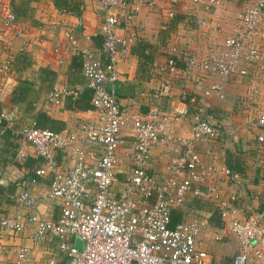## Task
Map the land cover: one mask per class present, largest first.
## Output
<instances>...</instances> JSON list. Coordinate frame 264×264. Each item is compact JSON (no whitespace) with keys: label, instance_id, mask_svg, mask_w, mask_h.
<instances>
[{"label":"built area","instance_id":"1","mask_svg":"<svg viewBox=\"0 0 264 264\" xmlns=\"http://www.w3.org/2000/svg\"><path fill=\"white\" fill-rule=\"evenodd\" d=\"M155 1L95 0L101 19L100 47L82 46L79 36L66 30L61 44L53 49L58 63L68 56L79 57L81 74L90 90V104L97 111L95 121L78 126L79 135L37 127L33 122L18 124L0 111V138L7 136L17 141L13 159L23 160L29 147L41 160L34 170L35 177L29 181L49 176L46 189L37 195L23 188L7 196L16 212L0 216V231L18 236L28 229V238L34 243L54 240L55 249L46 264H264V202L255 212L236 218L231 206L234 198H222L215 187L206 184L211 172L230 176L225 165L204 164L196 152L200 142L216 137L211 108L196 104L190 138H175L177 152L167 163L168 172L156 178L147 172V162L151 146L171 139L162 125L166 115L159 116L156 106L144 114L133 115L117 101L113 89L117 78L114 63L118 56L127 54L133 42L130 35L118 33L119 14L129 21L132 10L152 6ZM222 1L189 0V3L195 14L215 10ZM178 2L167 0L165 24L175 16ZM235 19L231 34L224 36L218 50L190 52L180 59L182 67L177 65L178 57L171 56L163 64L152 62L151 66L156 73L167 72L175 79L199 72L227 80L234 74L246 73L241 64H254L262 73L264 0H253L236 12ZM195 23L199 27L205 25L203 19H196ZM23 29L12 10L0 4V103L10 95L14 85V54L4 37L18 35ZM166 91L167 86L161 85L155 92ZM69 93L64 87L52 86L46 100L58 103L60 97ZM202 93L223 97L222 86L217 82L208 84ZM258 94L255 87L251 88L249 100L258 109L255 123L264 132V105L257 102ZM180 99H185L184 92ZM188 99L194 102L192 97ZM127 124L132 137L130 164L124 181L116 186V149L122 142L120 131ZM255 138L257 143L263 142V133ZM58 152H68L71 163L60 164ZM189 193L214 202L222 221L219 235L235 237L236 256L212 263L196 238L201 222L194 218L168 227L170 211L179 208ZM51 201L57 202L59 208L54 219L37 211L39 204ZM74 236L79 237L80 248L73 245ZM0 264H30L28 248L22 246L13 255L0 257Z\"/></svg>","mask_w":264,"mask_h":264},{"label":"crops","instance_id":"2","mask_svg":"<svg viewBox=\"0 0 264 264\" xmlns=\"http://www.w3.org/2000/svg\"><path fill=\"white\" fill-rule=\"evenodd\" d=\"M76 1L79 2V15L57 8L52 0H0V4L13 11L17 23L24 28L18 35L4 37L14 54V85L11 95L0 103V111H5L15 123L33 122L37 127L79 135L80 124L96 120L97 111L90 104V90L81 74L79 57L68 56L58 63L53 52L61 44L66 30L77 34L82 46L97 48L100 45L101 19L97 3L95 0ZM252 1L223 0L215 10L194 14L189 0H179L175 16L168 24H165L167 0H156L152 6H139L132 10L129 21L119 14L117 31L130 35L133 42L127 54L118 56L114 63L117 78L113 89L118 103L133 115L144 114L152 106L157 107L159 116L166 115L162 125L171 139L151 146L147 162V172L156 178L168 172L167 163L177 152L175 138H190L196 104H207L211 108V123L216 129V137L200 142L196 152L204 164L225 165L229 169V177L217 171L209 173L206 184L215 187L222 198H234L231 206L235 209L236 218L255 212L264 202V140L257 143L255 138L257 134L263 133L264 136V132L255 123L258 109L249 100L250 90L255 87L259 92L257 102L264 105V71L259 73L254 64H241L246 73L234 74L227 80L199 72L175 79L167 72L156 73L151 63L163 64L171 56L178 57L177 62L182 67L184 63L180 59L190 52L218 50L224 36L231 34L236 12ZM196 19H203L205 25L197 26ZM261 45L264 48V41ZM213 82L222 86L221 99L202 93ZM161 85L167 86V91L157 94L155 91ZM52 86L64 87L70 93L60 97L58 103H50L46 94ZM182 92L185 93L184 100L180 99ZM190 97L194 102L189 101ZM120 137L122 142L117 146L114 166L116 186L124 181L130 164L129 143L132 137L129 124L123 126ZM16 142L7 136L0 138V185L5 188L4 195L0 197V216L16 212L8 200L9 194L26 188L37 195L49 183V176L29 181L31 177L27 167L36 169L41 162L22 163L26 158H36L28 147V156L17 164L13 159ZM57 160L65 166L71 163L68 152H58ZM234 161L239 171L233 169ZM58 209L55 201L37 206L39 213L53 219ZM177 210L180 220L194 218L201 222L196 238L212 263L237 255L235 237L219 235L222 221L212 200L189 193ZM27 230L18 236L0 231V257L13 255L23 246L28 248L30 264H46L55 249V241L34 243L28 238ZM215 236L220 238L215 239Z\"/></svg>","mask_w":264,"mask_h":264},{"label":"trees","instance_id":"3","mask_svg":"<svg viewBox=\"0 0 264 264\" xmlns=\"http://www.w3.org/2000/svg\"><path fill=\"white\" fill-rule=\"evenodd\" d=\"M52 1L57 8L65 11V12H70V13H73L75 15H79V13H80L79 2H77L76 0H52ZM100 44H101V39H100ZM99 47H100V45L97 46V48H99ZM177 65L180 66L178 64V62H177ZM11 93H12V91H11ZM11 93H10V95H11ZM27 161H31V162L33 161L36 164H38V163L40 164V162H41L40 158L36 157V158H26L25 162H22V163H24V165H25V164H27ZM16 163L20 164L18 161H16ZM27 169H28L27 170L28 176L34 177L35 176L34 175V169L35 168L33 169L30 166H28ZM233 169L235 171H239V167L237 166L235 161H234ZM4 192H5V188L0 185V197H2L4 195ZM180 217H181L180 212L177 209H172L170 211V214H169L168 227H170V228L173 227L180 220Z\"/></svg>","mask_w":264,"mask_h":264},{"label":"water","instance_id":"4","mask_svg":"<svg viewBox=\"0 0 264 264\" xmlns=\"http://www.w3.org/2000/svg\"><path fill=\"white\" fill-rule=\"evenodd\" d=\"M73 245L76 248H80L81 247V241H80V239H79L78 236H74V238H73Z\"/></svg>","mask_w":264,"mask_h":264}]
</instances>
